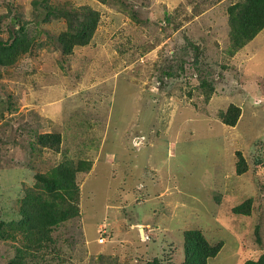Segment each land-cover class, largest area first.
Instances as JSON below:
<instances>
[{"label":"rangeland","instance_id":"1","mask_svg":"<svg viewBox=\"0 0 264 264\" xmlns=\"http://www.w3.org/2000/svg\"><path fill=\"white\" fill-rule=\"evenodd\" d=\"M240 1L0 0V221L21 220L39 174L84 168L80 213L52 232L59 256L50 244L27 264H184L190 229L223 242L208 264L264 260V28L234 47ZM56 6L99 12L88 45L63 52ZM51 131L59 151L38 142ZM6 229L0 264L25 251Z\"/></svg>","mask_w":264,"mask_h":264},{"label":"trees","instance_id":"2","mask_svg":"<svg viewBox=\"0 0 264 264\" xmlns=\"http://www.w3.org/2000/svg\"><path fill=\"white\" fill-rule=\"evenodd\" d=\"M105 1V0H103ZM47 8V7H46ZM59 12V16L65 17L69 27L62 31L58 40L62 44L63 52L71 53L76 46L88 45L99 23V12L90 7H73L68 11L65 6L53 7ZM230 24L232 28L231 39L235 48L242 47L244 43L254 38L264 28V0H244L233 4L230 8ZM0 45L2 43L0 42ZM10 49V48H8ZM241 116V107L231 103L225 111H221L222 121L235 126ZM38 142L55 151H59L62 136L57 132H43L38 135ZM238 161L237 172L246 170L245 160L241 152ZM70 166L68 171L67 166ZM52 175L39 174L35 185L26 189L20 199L19 215L20 221H0V234L3 236L9 230L6 227L17 228L18 233H24L25 243L22 244L25 251L17 254L8 264H27L28 255L38 253L44 247L51 244L52 251L59 256V248L52 232L61 222L74 218L79 212V187L75 180L76 172L82 170L75 165L66 163ZM81 166V165H80ZM90 165H88L89 169ZM62 168H65V172ZM76 169V170H75ZM57 180V181H56ZM41 182L43 185L41 186ZM59 199V200H58ZM58 200V202H57ZM238 213L249 214V204H241L234 208ZM46 239V240H45ZM49 243V244H48ZM223 242L212 243L206 238L202 231L190 229L185 232V261L184 264H208L210 258L215 257L221 250ZM58 249V250H57ZM36 255H33L36 257ZM102 264H114L116 260L110 255L99 256ZM64 261V259H63ZM113 261V262H112ZM62 260L58 264H61ZM35 264V263H34ZM63 264H65L63 262ZM147 264H159L157 260L149 261ZM246 264H264V260H248Z\"/></svg>","mask_w":264,"mask_h":264}]
</instances>
